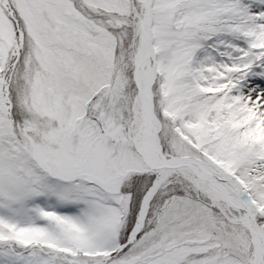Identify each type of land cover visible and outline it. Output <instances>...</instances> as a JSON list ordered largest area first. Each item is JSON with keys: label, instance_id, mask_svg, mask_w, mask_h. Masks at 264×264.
<instances>
[{"label": "snow or ice", "instance_id": "6c2138e0", "mask_svg": "<svg viewBox=\"0 0 264 264\" xmlns=\"http://www.w3.org/2000/svg\"><path fill=\"white\" fill-rule=\"evenodd\" d=\"M0 264H264V0H0Z\"/></svg>", "mask_w": 264, "mask_h": 264}]
</instances>
